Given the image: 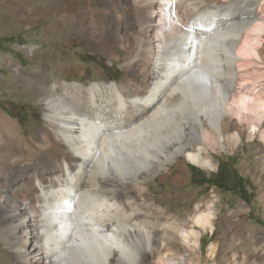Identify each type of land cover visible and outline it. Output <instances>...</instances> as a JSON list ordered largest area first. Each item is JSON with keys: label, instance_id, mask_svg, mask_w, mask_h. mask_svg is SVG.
<instances>
[{"label": "bare ground", "instance_id": "bare-ground-1", "mask_svg": "<svg viewBox=\"0 0 264 264\" xmlns=\"http://www.w3.org/2000/svg\"><path fill=\"white\" fill-rule=\"evenodd\" d=\"M54 1L48 8L55 18L50 43L74 36L93 40L126 76H100L89 85L80 75L70 81L77 64L50 48L41 54L29 47L32 57L51 63L44 61V69L19 65L13 79H0V91L30 97L37 104L29 105L43 115L41 123L24 128L0 111V209L10 206L0 222L6 264H147L149 256L154 264H180L181 251L199 245L193 226L213 230L214 212L209 205L194 216H178L165 210L149 185L178 167L180 156L211 168L213 153L256 138V168L264 174V0H113L111 7L85 0L88 21L60 20ZM181 5L185 21L177 13ZM184 35L188 42L173 48ZM216 35L222 45L213 54L207 50ZM174 52L191 60L196 52L200 60L212 57L213 75L209 69H203L206 78L193 72L204 81L194 85L197 98L184 87L187 81L172 89L155 83L173 65ZM212 88L220 91L202 100ZM135 128L139 137L130 135L128 145L114 152L125 130ZM112 130L118 139L108 142L101 158L102 142L96 150L92 143ZM62 191L64 203L57 201ZM86 210L90 220L68 238L77 222L73 215L84 218ZM254 257L247 263L255 264ZM232 259L246 262L243 257L237 263L234 253Z\"/></svg>", "mask_w": 264, "mask_h": 264}, {"label": "rangeland", "instance_id": "rangeland-1", "mask_svg": "<svg viewBox=\"0 0 264 264\" xmlns=\"http://www.w3.org/2000/svg\"><path fill=\"white\" fill-rule=\"evenodd\" d=\"M104 2L108 7L114 3L113 0ZM53 4L60 14V20L71 17L88 21L91 18L88 14L89 3L85 0H55ZM49 5V0H0V79L7 82L13 79L14 68L19 65L44 69V61L50 64V58L46 57L49 59L45 60L40 54L32 57L28 50L37 48L44 54L50 48L53 52L61 53L66 61L78 65L70 81L77 80V75L81 76L80 82L87 85L98 81L100 76L111 81L123 80L126 70L121 63L99 51L93 40L86 42L74 36L67 37V40L55 39L54 44L50 43V36L55 33L51 27L55 18L49 15ZM186 11L183 5L177 9L184 21ZM176 21L183 25L181 21ZM9 56L12 60H9ZM0 92V111L11 115L18 125L28 128L41 123L43 115L39 106L33 109L29 105L37 104L35 100L13 96V92L5 87ZM2 98L7 100L3 101ZM259 142L260 139L256 138L254 141H244V145L234 151L213 153L214 166L211 168L188 162L180 156L178 167L174 165V170L162 179L150 182L151 195L159 200L166 211L178 216L189 213L194 216L211 205L214 212L213 230L193 226L200 232L199 245L192 250H182L179 257L176 255L180 264H232L233 253L237 263L246 257L245 264H249V259L255 256V264H264V174L260 173L259 167L256 168L259 161L256 154L258 146H255ZM218 170L219 177H226L219 187L208 181L198 183L214 177ZM174 175H178V179H174ZM9 208L8 203L2 204L0 222L1 214H6ZM150 257L144 263L154 264L156 258ZM188 257L191 263H187ZM9 260L5 247L0 243V264H6Z\"/></svg>", "mask_w": 264, "mask_h": 264}, {"label": "trees", "instance_id": "trees-1", "mask_svg": "<svg viewBox=\"0 0 264 264\" xmlns=\"http://www.w3.org/2000/svg\"><path fill=\"white\" fill-rule=\"evenodd\" d=\"M219 172L220 171L218 170L217 175H215L214 177H208L207 179H202V181H200L198 183L202 184L203 182L208 181L209 183L219 187L221 181H226V177H219L218 176Z\"/></svg>", "mask_w": 264, "mask_h": 264}]
</instances>
